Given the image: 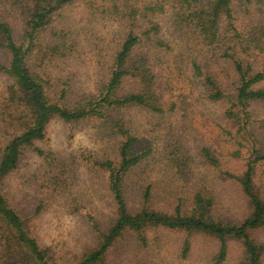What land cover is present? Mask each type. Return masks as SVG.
Returning a JSON list of instances; mask_svg holds the SVG:
<instances>
[{
    "label": "trees",
    "instance_id": "16d2710c",
    "mask_svg": "<svg viewBox=\"0 0 264 264\" xmlns=\"http://www.w3.org/2000/svg\"><path fill=\"white\" fill-rule=\"evenodd\" d=\"M0 76V264H150L171 235L183 260L208 236L212 264H225L231 241L239 264H264L254 235L264 230V0H0ZM189 97L220 105L231 155L246 159L239 174L223 170L198 144L201 166L238 186L241 217L221 212L197 157L165 125ZM56 120L91 129L97 148L47 149ZM157 143L167 182L150 177ZM17 173L28 192L9 185ZM54 202L86 224L80 248L41 238Z\"/></svg>",
    "mask_w": 264,
    "mask_h": 264
},
{
    "label": "rangeland",
    "instance_id": "374dc122",
    "mask_svg": "<svg viewBox=\"0 0 264 264\" xmlns=\"http://www.w3.org/2000/svg\"><path fill=\"white\" fill-rule=\"evenodd\" d=\"M82 79L86 80V76H83ZM159 83L162 85V81H159ZM4 87L5 80L0 76V96L4 91ZM165 116V125H168L171 131L182 141L184 147L190 152L188 154L197 157L196 163L199 165V172L204 173L211 181L221 206V212L231 216L237 215L233 218L241 217L243 214L241 210V206L243 208V198L236 183L232 179L224 177L221 170H205L201 166L202 158L198 150L199 142L209 143L213 150L219 154L223 163V170L237 171L239 174L242 172V166L246 163V159L236 161L231 155L233 148L230 136L226 132L231 128L230 124L221 116L220 105H212L199 100L195 101L192 100V97H189L187 103L182 105L178 112H167ZM45 147L67 157L84 150L97 148V145L93 141L92 130L88 127H71L63 121L56 120L49 126V141L45 144ZM161 152L162 147L160 143H157L154 146L152 155L153 171L150 175L151 180H156L155 182H159L160 179L162 182H167V179L171 176L163 163L164 157ZM29 160L32 167H34L36 160L33 157ZM76 178L79 189L86 193L84 188L89 186L90 180H92L91 177L84 170H81L76 174ZM260 180V187L264 195V167L261 168ZM25 181L26 179L20 173H17L12 177L9 185L15 190L20 186L19 190L26 189L28 192ZM97 191H99V187H97ZM84 202L87 205V199ZM71 212L72 210L65 204L54 202L39 217L40 234L45 244L54 246L65 244L69 249L80 248L85 244L88 240V228L81 216ZM254 235L260 242H264V230L256 232ZM163 241L167 243L164 247L166 251H163L161 256L154 258L152 261H150V258L153 257L148 256L147 260L150 257V264H212L213 257L218 251L216 240L208 236H197L191 255L187 260H183L178 257L179 238L176 235L165 236ZM242 255L241 243L231 241L229 257L225 264H239Z\"/></svg>",
    "mask_w": 264,
    "mask_h": 264
}]
</instances>
